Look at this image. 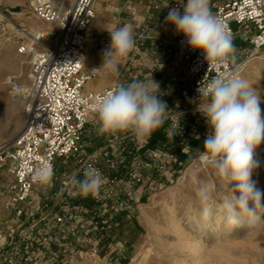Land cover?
Here are the masks:
<instances>
[{
	"label": "built area",
	"instance_id": "obj_1",
	"mask_svg": "<svg viewBox=\"0 0 264 264\" xmlns=\"http://www.w3.org/2000/svg\"><path fill=\"white\" fill-rule=\"evenodd\" d=\"M95 1L29 0L30 11L41 25L14 29L15 54L24 60L27 73L24 81L22 74L11 75L8 85L11 98L21 100L25 122L13 140L0 144V169L5 166L9 178L2 201L7 216L0 217V264L126 259V228L142 197L178 179L176 169L206 139L207 122L199 103L207 101L199 100L200 83L233 68L208 69L203 54L191 49L183 34L174 41L159 39L146 25L136 41L159 40L160 55L166 59L175 51L178 59L176 68L165 71L159 83V98L171 110L169 119L146 142L130 132L101 134L95 104L117 84L85 89L100 74L98 66L85 69ZM166 3L165 13L161 7ZM174 6L177 0H158L151 6L154 20L165 21ZM130 12L137 14L135 8ZM212 12L232 37L234 26L252 27L248 59L264 56V0H222ZM244 63H236L240 74ZM168 129L175 132L173 137ZM199 156L196 160L203 164ZM46 162L55 173L47 190L31 180L32 172ZM88 166L104 179L97 197L82 196L67 184L70 174L82 176Z\"/></svg>",
	"mask_w": 264,
	"mask_h": 264
},
{
	"label": "clouds",
	"instance_id": "obj_2",
	"mask_svg": "<svg viewBox=\"0 0 264 264\" xmlns=\"http://www.w3.org/2000/svg\"><path fill=\"white\" fill-rule=\"evenodd\" d=\"M165 22L177 34H183L191 49L203 54L208 69L233 66L231 71L220 72L206 83H200L197 89L199 100L207 101L199 103V111L209 127L199 159L222 182L234 186L231 195L220 204L226 223L240 226L247 221L253 226L261 220L259 213H264V192L252 180L258 167L255 152L264 143L261 109L264 98L237 70L233 37L212 12L210 0H177V6L169 8ZM108 32L110 45L103 50L99 70L115 71L118 62L135 49L136 38L130 24ZM159 97L160 86L153 79L118 83L95 104L98 131L101 134L130 132L138 141L146 142L169 119L171 110ZM166 131L172 137L175 135L172 129ZM54 175L53 166L46 162L32 172L31 180L47 190L53 186ZM103 183L102 174L91 166L83 169L82 176L73 172L67 178V184L85 197L99 196ZM197 197L207 215L210 189L200 185Z\"/></svg>",
	"mask_w": 264,
	"mask_h": 264
},
{
	"label": "rangeland",
	"instance_id": "obj_3",
	"mask_svg": "<svg viewBox=\"0 0 264 264\" xmlns=\"http://www.w3.org/2000/svg\"><path fill=\"white\" fill-rule=\"evenodd\" d=\"M220 1L210 0V4ZM16 4L20 8L13 10ZM18 10L22 11L20 16L14 14ZM24 18H32L36 26L41 25L30 11L29 0H0V144L14 137L25 122L22 103L11 98L7 80L19 63L23 65L21 80H26L27 65L15 54L18 35L14 31L17 26L29 25ZM242 61L248 63L241 75H246L245 79L264 98V56L248 59L245 55ZM261 109L264 115V103ZM205 129L209 132L208 124ZM203 143L176 169L178 179L166 183L161 191L142 197L126 228V259H82L76 264H264V213H259L261 220L253 226L247 221L240 226L226 223L220 204L231 195L234 186L222 182L213 169L196 160L203 151ZM255 159L258 167L252 180L264 192V143L256 150ZM202 184L211 192L207 215L197 197V188ZM219 216L222 222L216 226ZM206 221L209 227L201 233Z\"/></svg>",
	"mask_w": 264,
	"mask_h": 264
},
{
	"label": "crops",
	"instance_id": "obj_4",
	"mask_svg": "<svg viewBox=\"0 0 264 264\" xmlns=\"http://www.w3.org/2000/svg\"><path fill=\"white\" fill-rule=\"evenodd\" d=\"M157 1L96 0L93 5L96 19L89 29V38L85 49V69L93 66L101 68L103 50L109 47L111 40L108 30L114 27L130 24L133 27L136 38V35L146 25H151L153 29L152 35L155 38L174 41L177 37L174 27L165 21L156 22L154 20L151 6ZM214 5L210 4V7ZM131 8L136 9L137 14L135 16L131 14ZM167 9V3L161 7L162 12L166 13ZM234 30L236 34L233 37V44L237 50V62H240L242 57L247 56L250 51L249 40L253 36L254 31L250 26L244 28L234 26ZM105 42L107 46L103 45ZM159 46V40L145 39L136 41L135 49L126 58L118 62L115 71L108 68L101 69L98 77L89 81L85 89L96 90L111 83L128 84L134 80L148 81L153 79L158 84L161 83L164 79L165 71L176 68L178 59L175 51L164 59L158 52ZM185 86H187V83ZM8 180L6 167L4 166L0 169V217L7 216V211L4 209L2 201L3 191Z\"/></svg>",
	"mask_w": 264,
	"mask_h": 264
},
{
	"label": "bare ground",
	"instance_id": "obj_5",
	"mask_svg": "<svg viewBox=\"0 0 264 264\" xmlns=\"http://www.w3.org/2000/svg\"><path fill=\"white\" fill-rule=\"evenodd\" d=\"M18 8H20V6H19V4H16L15 6H14V8H13V10L14 9H18ZM14 14L16 15V16H20L21 14H22V11L21 10H18V11H16V12H14ZM32 19V18H31ZM31 19H28V18H24L23 20H24V22L25 23H28L29 25H31V26H36L37 24H36V22L35 21H33V20H31ZM4 28V27H3ZM4 29H6V27L4 28ZM3 29V30H4ZM2 30V31H3ZM8 58V57H7ZM248 61V60H247ZM247 61H245V63H244V66H243V69H242V72H243V70H244V67H245V65L249 62H247ZM247 62V63H246ZM4 65H6L7 67H9L10 66V68H12L13 66H11L10 65V63L9 62H4ZM4 66H3V64H2V68H3ZM241 72V73H242ZM23 73V65L21 64V63H19L17 66H16V68H14V74H22ZM242 76L245 78V76L246 75H243L242 74ZM8 80V79H7ZM14 100V99H13ZM15 101H18L19 103H20V99H18V100H15ZM24 115V114H23ZM17 122V121H16ZM24 125V124H23ZM23 127V126H22ZM22 129V128H21ZM17 135V134H16ZM15 135V136H16ZM15 136L14 137H12L11 139H9V140H6L5 142H9V141H11V140H13L14 138H15ZM222 220V217L221 216H219V217H217L216 218V226H220V223L222 222L221 221ZM209 227V224L207 223V221L203 224V228H202V231H201V233H203L207 228Z\"/></svg>",
	"mask_w": 264,
	"mask_h": 264
}]
</instances>
